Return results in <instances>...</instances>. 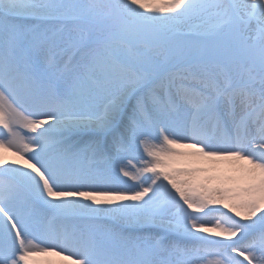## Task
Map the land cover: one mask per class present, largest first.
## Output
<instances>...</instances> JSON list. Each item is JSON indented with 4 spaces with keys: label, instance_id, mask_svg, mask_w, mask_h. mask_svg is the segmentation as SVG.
<instances>
[{
    "label": "snow or ice",
    "instance_id": "6c2138e0",
    "mask_svg": "<svg viewBox=\"0 0 264 264\" xmlns=\"http://www.w3.org/2000/svg\"><path fill=\"white\" fill-rule=\"evenodd\" d=\"M37 255L264 264V0H0V264Z\"/></svg>",
    "mask_w": 264,
    "mask_h": 264
},
{
    "label": "bare ground",
    "instance_id": "6f19581e",
    "mask_svg": "<svg viewBox=\"0 0 264 264\" xmlns=\"http://www.w3.org/2000/svg\"><path fill=\"white\" fill-rule=\"evenodd\" d=\"M9 158H14L13 153H6ZM177 166H180L179 164ZM33 264H49L50 261L55 262V264H71V261H64L62 257L57 256H43L37 255L32 258Z\"/></svg>",
    "mask_w": 264,
    "mask_h": 264
}]
</instances>
